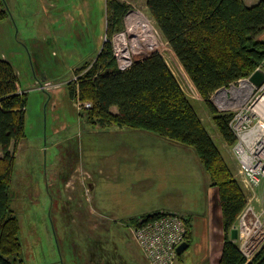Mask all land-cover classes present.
Instances as JSON below:
<instances>
[{
    "label": "rangeland",
    "instance_id": "obj_1",
    "mask_svg": "<svg viewBox=\"0 0 264 264\" xmlns=\"http://www.w3.org/2000/svg\"><path fill=\"white\" fill-rule=\"evenodd\" d=\"M5 1L9 17L0 21V56L17 63L23 75L21 81L19 78L21 89L27 92L25 135L15 150L10 185L11 209L19 221L22 245L17 256L19 264H106L101 260L108 256H102L103 249L116 254L118 264H124V243L131 244L132 251L139 249L131 239V225L126 228L119 220L124 217L122 213L113 216L108 224L111 228L103 231L102 220H85L90 206L99 207L94 205L99 199L106 201V209L114 212L125 209L127 213L146 208L139 206L142 199H147L148 209L168 201V208L163 211L188 214L193 219L191 242L181 254L182 263L219 264L215 253L221 257L217 248L220 239L214 235L209 239L210 233L221 236V228L213 231L216 217L222 222L219 195L217 188L215 193L208 191L212 185L193 149L182 144L169 145L166 139L146 131L152 137L137 138L143 131L116 127L95 133L63 90L52 92L53 97L49 98V91L34 86L35 73L67 90L68 82L78 76L73 68L93 61L105 37L116 43L119 33L127 30L129 12H142L152 22L158 40L148 51L129 50L132 60L151 54L162 56L238 181L233 145L219 133L206 101L147 14L146 0H119L131 7L123 16L122 30L109 36L106 35V0ZM257 1L244 0L248 6ZM232 87H228L229 97ZM215 96L214 92L208 98L215 110L232 112L236 100L219 103ZM111 110L117 112L115 107ZM144 148L154 151L149 153L151 162L139 155ZM100 156L102 175L97 172ZM112 168H116V173L105 175L103 170L110 172ZM67 181L73 183L67 185ZM164 186L170 197L158 195L157 190ZM257 194L261 196L262 190ZM249 205L258 211V201L252 200ZM248 211L246 205L235 224ZM211 225L212 229H208ZM135 263L139 262H128Z\"/></svg>",
    "mask_w": 264,
    "mask_h": 264
},
{
    "label": "trees",
    "instance_id": "obj_2",
    "mask_svg": "<svg viewBox=\"0 0 264 264\" xmlns=\"http://www.w3.org/2000/svg\"><path fill=\"white\" fill-rule=\"evenodd\" d=\"M130 7L106 0L107 36L122 30ZM146 11L212 111L219 133L233 145L232 112H218L208 98L217 89L249 76L264 60V0L249 6L244 0H146ZM7 17L6 1L0 0V21ZM75 73L77 79L68 82L70 97L79 94L92 103L80 111L89 123L150 132L194 150L219 195L224 230L219 264H264V245L248 260L230 240L246 194L162 56L151 54L119 70L113 47L105 41L95 59ZM20 86L12 62L0 56V264L21 262L17 257L22 248L19 221L12 214L10 194L15 150L25 135L27 92L20 93ZM113 106L117 112L111 110ZM151 215L156 213L145 217ZM138 219L132 218L131 223L137 224ZM185 222L184 241L190 245L191 222Z\"/></svg>",
    "mask_w": 264,
    "mask_h": 264
},
{
    "label": "built area",
    "instance_id": "obj_3",
    "mask_svg": "<svg viewBox=\"0 0 264 264\" xmlns=\"http://www.w3.org/2000/svg\"><path fill=\"white\" fill-rule=\"evenodd\" d=\"M105 41L110 42L113 47V56L119 70H125L135 62L130 54H128V60L122 58V54L118 51L117 40L115 43L112 39L108 40L105 37ZM128 50H132V48L128 47ZM258 68L264 72V60L256 69ZM78 76H74L73 79L76 80ZM249 76L240 78L229 85L236 87L234 84H237L236 88H240L238 94L231 93L230 97L228 94L226 95V100L231 102L236 100L229 125L236 136L233 151L238 161L237 177L245 190L246 205L249 210L247 214H243L239 223L233 225L238 229V237L233 242L248 260L264 244V80L260 86H256L249 80ZM58 86L59 84L47 80L38 84V87L44 91H50ZM228 87L217 89L215 95L217 96L222 90L228 91ZM19 92L23 91L19 90ZM72 100L80 111L92 106L90 101L82 100L79 94ZM259 189L262 190L261 196L257 194ZM252 200L258 201V211L249 205ZM250 211L258 216V222L262 229L261 235L247 236L243 218ZM130 233L132 241L140 250L147 264H177V247L185 240L187 227L180 215L160 211L148 218H139L137 224L131 225Z\"/></svg>",
    "mask_w": 264,
    "mask_h": 264
},
{
    "label": "crops",
    "instance_id": "obj_4",
    "mask_svg": "<svg viewBox=\"0 0 264 264\" xmlns=\"http://www.w3.org/2000/svg\"><path fill=\"white\" fill-rule=\"evenodd\" d=\"M253 4H255V3H253ZM7 59H9V58H7ZM9 61L10 62H12L10 59H9ZM30 62H31V66H32V68L34 69V66L32 65V60H30ZM180 62V61H179ZM12 64L14 65V67H15V70H16V73H17V75H18V77L20 78V81H21V79L23 78V75H22V73H20L19 72V67H18V65H17V63L16 64H14L13 62H12ZM82 64H80V65H77V66H75L74 68H73V70L75 71L77 68H79L80 66H81ZM21 76V77H20ZM39 78V79H38ZM34 79H35V87L37 88L38 87V84L39 83H41L40 81L42 80V82L43 81H46L45 79H48L47 77H43V78H40V77H38L35 73H34ZM71 81V80H70ZM22 88V86H20V90H22L21 89ZM60 90H63V92H64V95L66 94V96L68 95V97L69 98H71L70 97V93H69V90L67 89V90H65L64 89V87L62 86L61 87V85L60 86H58L57 88H53L52 90H50L49 92H47L48 93V96H49V98H52L53 96L51 95V93L52 92H57V91H60ZM23 91V90H22ZM50 93V94H49ZM113 107H115V106H113ZM112 107V108H113ZM111 108V109H112ZM116 108V107H115ZM26 110V109H25ZM116 110H117V108H116ZM84 117V120L88 123V124H90L91 125V128H92V131L93 132H95V133H99L100 131H102V132H105V131H109V130H107L106 128H101V127H99L98 125H95V124H92V123H89V121L85 118V116H83ZM117 129H120V128H117ZM114 131H116V130H114ZM142 134H137L136 135V137L137 138H139L140 136H142L141 138H144V137H152V136H150V135H152V134H148V133H146L145 131H143V132H141ZM169 145H176V143H172V142H169ZM177 145H180V144H177ZM125 152H127V150H125ZM137 152V151H136ZM135 152V153H136ZM150 152H154L153 150H148L147 148H144V149H142L140 152H139V155L143 158V160H145L146 162H151L149 159H148V157H150L149 156V153ZM105 158V157H104ZM99 159L101 160L100 161V163L98 164V173L100 174V175H102V156H100L99 157ZM103 172H105V175H111V174H115L116 173V168H112L111 169V171L110 172H106V169H104L103 170ZM70 183H73L72 181H67V185H70ZM151 185H153L152 184V182H151ZM164 188H165V186L164 187H161V188H159L160 190H157V191H159V193H158V195H164V196H167V197H170V192L169 191H166V190H164ZM208 191L209 192H211V193H215V191H216V187L215 186H211V187H209L208 188ZM210 202H211V199L210 200H208V202H207V206H209L210 205ZM106 204V201L104 200V201H102L101 199H99V202H95L94 203V205L95 206H99L98 208H94L93 206H90L89 207V213H88V215L87 216H85V220H102V225H104L103 226V229H102V231L103 230H105V229H108V228H111L108 224H109V220H112V219H114L115 217H113V216H117V215H121V214H118V213H122V215L124 216L123 218H121V219H119V218H117V219H119L121 222H122V225L124 226V227H126L128 224L129 225H133V223H131V221H132V218H135V217H137V218H143V217H145V216H147V215H150V214H153V212H157V211H163V210H165V209H167L168 207H166V206H168V201L166 202V203H163L161 206H159V205H156V207H153L152 209H148V205H149V203H148V201H147V199H142L141 201H140V204H139V206L140 207H146V208H141L140 210L138 209V211H133V212H128L127 213V211L125 210V209H121V210H117L118 212H114V211H110V210H108V209H106L105 207H104V205ZM150 210V211H149ZM219 212H220V214H221V209H220V207H219ZM92 214H95V215H92ZM184 220H187V221H189V222H191V225H190V232H191V237H192V230H193V225H192V216L191 215H188V214H184V215H180ZM221 217H222V215H221ZM197 220V222L199 223L200 222V218H198V219H196ZM213 221V220H212ZM222 223V224H221ZM220 223V219L218 218V217H216V219H215V221H214V225H213V231L216 229V228H221V232H220V235L221 236H219L218 234H216L215 232L212 234V233H210V235H209V239L214 235L215 237H218V239H220V245H217V248H218V250H219V255H221V250H222V244H223V241H224V230H223V222H221ZM127 228V227H126ZM208 229H212V225L211 226H209L208 227ZM106 232H104V234H105ZM214 237V238H215ZM124 243V242H123ZM124 245H125V256H123L122 257V259H123V261H124V264H128V262L129 263H131V262H133L134 260H137L139 263H135V264H147L146 263V261L144 260V258H142V255H141V253L138 251V252H135L134 250L132 251V250H130V248H132L133 246L131 245V244H128L127 246H126V243H124ZM190 246V245H189ZM216 248V249H217ZM211 252V251H210ZM104 254H107L108 256L106 257V258H102L101 260L102 261H105L106 262V264H118V263H120L119 261H117L116 259H117V256H116V254H114L113 252H109V251H107V250H105V249H103L102 250V256L104 255ZM219 258H220V256H219ZM219 258L217 257V254L215 253V260L216 261H219ZM142 260L143 262H140L139 260ZM177 264H183L182 263V260H181V256L178 258V262H177ZM217 264H218V262H217Z\"/></svg>",
    "mask_w": 264,
    "mask_h": 264
},
{
    "label": "bare ground",
    "instance_id": "obj_5",
    "mask_svg": "<svg viewBox=\"0 0 264 264\" xmlns=\"http://www.w3.org/2000/svg\"><path fill=\"white\" fill-rule=\"evenodd\" d=\"M126 23L127 30L116 37L118 51L122 54L124 60H128V47H131L135 53L140 50L148 51V49L155 47V42L158 40L157 34L152 22L144 13L139 11L129 12L126 16ZM231 91L233 95H236L240 92V88L233 86ZM226 95L227 91L224 90L217 94L215 100L219 103L224 102L226 101ZM243 223L248 237L253 235L258 236V234L261 235L262 229L258 222V216L253 214V212L250 211L249 214L243 218Z\"/></svg>",
    "mask_w": 264,
    "mask_h": 264
},
{
    "label": "water",
    "instance_id": "obj_6",
    "mask_svg": "<svg viewBox=\"0 0 264 264\" xmlns=\"http://www.w3.org/2000/svg\"><path fill=\"white\" fill-rule=\"evenodd\" d=\"M249 80L253 82L256 86H260L261 83L264 80V72L261 69H256L254 70L250 76ZM238 237V229L234 226L230 230V240L233 241L237 239ZM189 244L186 241H183L178 247H177V252L178 254L182 253L184 250L188 248Z\"/></svg>",
    "mask_w": 264,
    "mask_h": 264
}]
</instances>
